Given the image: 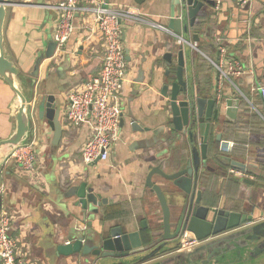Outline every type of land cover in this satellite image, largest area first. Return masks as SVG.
I'll list each match as a JSON object with an SVG mask.
<instances>
[{"label": "crops", "instance_id": "crops-1", "mask_svg": "<svg viewBox=\"0 0 264 264\" xmlns=\"http://www.w3.org/2000/svg\"><path fill=\"white\" fill-rule=\"evenodd\" d=\"M59 1L12 0L14 4L7 8L4 22L7 54L27 81L35 79L31 99L32 130L28 139L35 142V173L23 172L12 165L10 159L0 169L1 208H6L13 216L10 235L21 264H51L46 258L48 247L66 244L69 237L85 235L88 229H99L101 216L93 215L84 220L80 207L74 206L73 198L68 195L74 184L83 181L108 199L107 227L129 225L146 239L148 230L161 223L157 197L145 186L147 173L156 165L165 172L174 171L178 160L191 157L190 152L185 151L184 137L169 133L167 100L161 95L162 86L174 78L175 54L180 48L189 86L203 99L214 97L216 102L213 118L216 122L210 134L214 138L212 143L208 141V162L221 153L241 163L245 169L239 171L233 166L220 165L222 172L214 171L215 175L211 174L209 179L205 178L207 173L202 172V198L211 202L217 196H224L221 206L253 213L258 219L263 212L261 217L264 218V0H224L219 11L213 10L210 21V17L207 18L210 6L203 7L192 28L179 34L188 43L194 42L195 49L188 43L178 45L160 28L170 30V0H107L109 7L129 8L142 14L147 22L129 21L122 25L127 70L122 89L120 140L107 160L91 165H84L80 159V149L89 138L90 130L85 124H69L65 117L66 94L99 72L104 43L93 19L79 13L72 20L73 31L62 50L46 57L44 52L58 21L53 5ZM186 25L188 19L183 16L182 29ZM193 34L198 36L197 41L193 40ZM207 42L216 47V58L217 46L222 44L229 56L244 66V73L234 79L242 97L228 82L223 83L218 100L217 84L212 93L213 66L206 59L210 57ZM166 52L173 55L170 65L162 59ZM48 94L55 95L60 107L62 134L56 146L51 144L52 130L46 121L43 131L37 119L36 103L42 95ZM11 98L10 89L0 79V122L6 112L10 130ZM227 98L239 99L237 116L235 120L223 122L222 119L218 125L217 120L223 118L225 112L221 103ZM145 127L150 130L133 129ZM217 133L221 134L218 143L215 142ZM154 136L157 142L151 146L148 143ZM212 164L217 166L218 163ZM224 171L229 173L228 178ZM46 173L54 179L52 183L46 181ZM243 179L253 183H243ZM153 181L166 189L167 183L159 175H154ZM261 258L263 255L254 254L250 260L258 264ZM56 260L52 264H72L70 257L59 256Z\"/></svg>", "mask_w": 264, "mask_h": 264}, {"label": "water", "instance_id": "water-1", "mask_svg": "<svg viewBox=\"0 0 264 264\" xmlns=\"http://www.w3.org/2000/svg\"><path fill=\"white\" fill-rule=\"evenodd\" d=\"M12 4V0H0V79L12 93L9 106L12 127L8 136L0 139V169L16 148L28 142L32 130L31 99L35 79H25L4 45V22L7 8ZM207 5L212 6L213 0H170L168 28L176 34L187 32L194 25L199 11ZM183 16L188 19V25L182 29ZM192 38L198 40L196 34ZM54 52L55 43L51 40L44 55L50 57ZM172 57L171 52H166L162 59L170 65ZM175 57L174 78L162 86L161 95L167 100L169 133L175 132V136L184 137L185 151L190 152L191 157L178 160L174 171L165 172L156 165L147 173L145 186L157 197L162 213L161 223L148 230L146 239L129 225L107 227L105 206L108 205V199L86 181L74 184L68 192L74 200L73 205L80 207L84 220L93 215L101 216L100 227L88 229L85 235H72L66 244L48 247L45 252L49 263H55L57 257L65 256L71 258L72 264H141L143 261H149L150 264H252L250 258L256 254V257L263 255L258 264H264L263 212L258 219L253 213L241 209L236 211L224 206L214 207L202 198L200 176L202 172L208 171L207 149L211 128L216 122L213 121L216 102L214 97L203 99L189 86L182 48ZM238 105L239 99L227 98L221 103V107H225L223 122L236 119ZM36 110L37 119L45 120L52 130L51 144L56 146L62 132L60 107L55 95H42L36 103ZM133 129L150 130L146 127ZM220 140L221 134L217 133L215 142ZM155 142L157 137L154 136L148 144L152 146ZM210 162L245 170L241 163L229 160L221 153L215 154ZM154 175L166 181V189L153 181ZM243 183L253 181L243 179ZM1 203L0 194V208ZM88 225H91V221H88ZM183 239L196 240L197 244L177 251ZM144 252L147 253L141 255Z\"/></svg>", "mask_w": 264, "mask_h": 264}, {"label": "built area", "instance_id": "built-area-1", "mask_svg": "<svg viewBox=\"0 0 264 264\" xmlns=\"http://www.w3.org/2000/svg\"><path fill=\"white\" fill-rule=\"evenodd\" d=\"M224 0H213L212 9H221ZM53 8L58 12V21L51 35L55 51L64 47L73 31L72 20L76 14L88 15L96 24L97 32L104 43L101 68L96 75L66 94L65 117L70 125H87L90 135L80 149V159L84 165L107 160L111 149L120 140L122 116V89L126 75V61L123 46L124 22H142L146 18L129 8L109 7L106 0H60ZM155 25V24H153ZM168 32L178 45L188 43L181 35L160 27ZM195 48V43H188ZM206 59L217 72V100L220 98L224 82L231 84L236 92L243 96L234 79L244 73V66L236 58L230 57L226 46H217V58ZM216 99V98H215ZM16 148L8 157L10 163L25 173H35L37 155L35 142ZM7 159V160H8ZM13 216L6 209H0V264H21L16 257V244L10 235ZM83 230L85 227L82 228ZM68 243V242H66ZM182 249L197 244L196 240L180 241Z\"/></svg>", "mask_w": 264, "mask_h": 264}, {"label": "rangeland", "instance_id": "rangeland-1", "mask_svg": "<svg viewBox=\"0 0 264 264\" xmlns=\"http://www.w3.org/2000/svg\"><path fill=\"white\" fill-rule=\"evenodd\" d=\"M214 13H213V9H212V7L210 6L209 7V10H208V13H207V18H209L211 15H213ZM210 19L212 20V17H210L209 18V21H210ZM208 44V48H210V51H208L207 50V53H208V55L212 58V59H215L216 58V47L214 46V45H210V42H207ZM11 44V43H10ZM198 48H200V46H198ZM11 49L12 50H14V47H13V45H11ZM195 49V48H194ZM197 49V48H196ZM202 49V48H201ZM193 54V53H192ZM194 56L195 57H197V55L194 53ZM209 65V64H208ZM210 66V65H209ZM211 67V66H210ZM211 74H212V83H213V88H212V93H214L215 92V86H216V84H217V72H216V70L214 69V67H211ZM2 103H3V100H2ZM3 117H2V119H1V122H0V137H3V138H5V137H7L8 136V134L10 133V125L8 124V120H7V116H6V112H3ZM219 116V115H218ZM220 117V116H219ZM219 120V121H218ZM217 120V122H218V124L219 123H222V118L220 117L219 119ZM39 122H40V126H41V128H42V130L44 131V120H39ZM28 143L29 142H26L24 145H22V146H26V145H28ZM39 145H40V147L41 146H43V142H42V140L40 139V141H39ZM208 163V162H207ZM210 164H208V167H207V170L208 171H204V173L206 174V176H205V178L206 179H209V176L211 175V174H213L214 173V171H217V172H222V169H221V166H216V165H214V164H212V162H209ZM206 165V164H205ZM225 172L226 171H224V174H225ZM226 176V175H225ZM213 178H218L217 176H212ZM45 179H46V181L48 182V183H52L53 181H54V179L53 178H51L50 177V175H48L47 173L45 174ZM218 197V196H217ZM216 197V198H217Z\"/></svg>", "mask_w": 264, "mask_h": 264}, {"label": "flooded vegetation", "instance_id": "flooded-vegetation-1", "mask_svg": "<svg viewBox=\"0 0 264 264\" xmlns=\"http://www.w3.org/2000/svg\"><path fill=\"white\" fill-rule=\"evenodd\" d=\"M226 171H227V170H226ZM228 174H229V173H228ZM228 174L225 172L226 178L229 177ZM213 175H215V174H213ZM200 186H201V185H200ZM199 189H200V188H199ZM200 190H201V189H200ZM223 201H224V196H218L215 200H212L211 202H210V201L206 202V201L204 200V202H206L207 204L212 203L214 207H223V205L221 206V204H220V202L224 203ZM180 247H181V244H179L178 250L180 249Z\"/></svg>", "mask_w": 264, "mask_h": 264}, {"label": "trees", "instance_id": "trees-1", "mask_svg": "<svg viewBox=\"0 0 264 264\" xmlns=\"http://www.w3.org/2000/svg\"><path fill=\"white\" fill-rule=\"evenodd\" d=\"M208 80H209V76H208ZM213 136H210L209 137V143H212L213 142ZM217 152V148H215V153Z\"/></svg>", "mask_w": 264, "mask_h": 264}]
</instances>
